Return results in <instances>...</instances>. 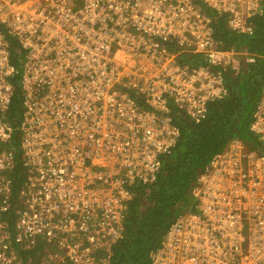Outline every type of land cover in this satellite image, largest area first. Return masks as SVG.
Wrapping results in <instances>:
<instances>
[{
	"label": "built area",
	"instance_id": "obj_1",
	"mask_svg": "<svg viewBox=\"0 0 264 264\" xmlns=\"http://www.w3.org/2000/svg\"><path fill=\"white\" fill-rule=\"evenodd\" d=\"M199 1L206 10L194 0H0L7 76L0 83V142L14 145L4 119L17 68L23 73L20 58L30 54L28 67L22 64L26 111L15 146L23 175L3 174L19 155L0 148V264H16L19 247L34 248L11 244L13 222L19 243L45 236L48 259L41 264L109 263L133 196L126 183L156 181L161 155L180 135L176 111L200 121L207 103L227 92L223 73L238 51L219 43L215 22L251 35L264 12V0ZM17 40L25 51H12ZM40 52L39 70H29ZM191 52L202 55L189 59ZM250 133L259 149L246 150L236 138L213 155L194 188L196 212L169 227L149 264H264V87ZM83 237L104 242L94 251L100 261L83 248Z\"/></svg>",
	"mask_w": 264,
	"mask_h": 264
},
{
	"label": "trees",
	"instance_id": "obj_2",
	"mask_svg": "<svg viewBox=\"0 0 264 264\" xmlns=\"http://www.w3.org/2000/svg\"><path fill=\"white\" fill-rule=\"evenodd\" d=\"M194 1L199 8L206 10L207 5L204 2ZM210 12L213 14V11ZM215 24L216 39L223 42L224 47L231 49L233 46L238 51L223 73V83L227 92L222 98L207 103L206 114L200 121L175 112L174 122L180 128V135L170 152L161 155L156 181L148 184L141 180L126 183L133 197L126 202L122 237L109 247L111 258L108 264H149L150 251L156 249L169 227L175 223V218L184 216L185 213L196 212L200 203L193 186L198 183L200 172L213 155L226 151L236 138H240L246 150L259 149L260 143L251 136L250 125L264 87V12L254 19V33L251 35L228 31L222 19ZM0 28L6 33L2 25ZM8 36L15 41L14 37ZM15 46L16 50H26L19 41ZM177 49L182 51L183 46L177 45ZM247 55H252L254 61L246 62ZM22 75L17 68L13 77L11 108L4 119L13 128L12 142L15 146L20 140L18 122L24 112L26 100V96L22 94L24 91ZM15 107H18L20 117L13 120ZM248 121V124H243ZM16 153L19 160L14 170L10 174L7 171L3 173L13 178L19 174L23 175L20 147ZM146 185H149L150 191L144 190L143 187ZM11 214L10 208L5 214L6 224L11 221ZM8 229L12 245H34L33 249L19 247L22 255L17 256L19 260L16 264H41L48 259V249L43 247L46 242L45 236H36L33 243L29 241L19 243L16 240L18 235L16 224L10 223ZM79 242L80 240L74 239L73 244ZM82 243L84 247H89L94 252L97 247L102 249L104 242L95 244L83 237ZM73 261L67 258L64 264H73Z\"/></svg>",
	"mask_w": 264,
	"mask_h": 264
},
{
	"label": "rangeland",
	"instance_id": "obj_3",
	"mask_svg": "<svg viewBox=\"0 0 264 264\" xmlns=\"http://www.w3.org/2000/svg\"><path fill=\"white\" fill-rule=\"evenodd\" d=\"M0 31L2 32V29L0 28ZM238 41H240V38L238 39ZM17 42H18V40H17ZM16 42V43H17ZM13 50H16V46L14 47L13 46V48H12V51ZM14 52V51H13ZM24 54H29V52H25V53H22V55H23V57L24 58H20V59H25V61H20L19 62V64H20V67L22 68V70H23V76H25L26 75V73H25V71H24V68H23V65L22 64H25L27 67H28V62H26V60L28 59V58H26L25 57V55ZM2 55V54H1ZM30 55V54H29ZM21 56V55H20ZM19 57V56H18ZM19 59V58H18ZM0 60H3L2 59V56L0 57ZM16 60V59H15ZM40 60H43V59H41V58H39V59H37V60H35L32 64H30L29 65V70H33V68H37L38 70H39V64L41 63L40 62ZM44 61V60H43ZM8 62H10L11 64H14V60H12V56H11V58H10V61H8ZM8 65V64H7ZM3 68H5V66L3 67V65H0V83H3L4 81H7V76L5 75V71L3 70ZM17 108L18 107H15L14 108V113H17V114H19L18 113V111H17ZM26 111V108H24V112ZM20 117V116H19ZM249 123V121L248 122H245V123H243V124H248ZM249 137H250V135H249ZM248 137V138H249ZM0 148H3V149H8L9 151H15L16 150V148H15V145H13V144H11V143H9V142H0ZM1 170V169H0ZM1 173L2 172H0V175H1ZM20 183H22V181H19L18 182V184H20ZM149 186V185H148ZM148 186L146 185V186H144L143 188H144V190L145 189H147L146 191H150V189L148 188ZM195 186L196 185H194L193 186V190H194V188H195ZM198 189H199V186H197L196 188H195V191H198ZM19 194H20V192H18ZM133 197V196H132ZM8 207H11L10 206V204L9 203H7L6 204ZM192 213H185L184 214V216H178V217H176L175 218V220H174V222H176L178 219H180V218H183L184 217V219L183 220H185V218L186 217H190V215H191ZM194 214V213H193ZM192 214V215H193ZM17 218H19V213H18V217ZM205 219V218H204ZM169 230V229H168ZM178 230L179 231H182V230H184L183 229V226L181 225V226H179L178 227ZM93 237H94V239H98L99 238V234H96V233H94V235H93ZM99 240H101V238L100 239H98L97 241H99ZM83 248L87 251V252H89V254H90V257H93L94 256V259L96 260V261H100V259H101V253H98L97 255H94V252H92L91 250H90V248L89 247H84L83 246ZM88 264H90V262L88 263Z\"/></svg>",
	"mask_w": 264,
	"mask_h": 264
},
{
	"label": "clouds",
	"instance_id": "obj_4",
	"mask_svg": "<svg viewBox=\"0 0 264 264\" xmlns=\"http://www.w3.org/2000/svg\"><path fill=\"white\" fill-rule=\"evenodd\" d=\"M219 43L222 45V46H224V44H223V42H221V41H219ZM201 55L202 54H200V53H194V52H191V53H189V59H193V58H195V59H198L199 57H201Z\"/></svg>",
	"mask_w": 264,
	"mask_h": 264
},
{
	"label": "bare ground",
	"instance_id": "obj_5",
	"mask_svg": "<svg viewBox=\"0 0 264 264\" xmlns=\"http://www.w3.org/2000/svg\"><path fill=\"white\" fill-rule=\"evenodd\" d=\"M95 14V13H94ZM72 35V34H71ZM49 41V40H48ZM13 51H15V50H13ZM41 53V55H39L38 53V55L39 56H41L42 57V59L43 60H45V54H44V52L42 53V52H40ZM60 64V62L59 61H56V62H54V66H58ZM217 154V153H216ZM215 155V154H214Z\"/></svg>",
	"mask_w": 264,
	"mask_h": 264
}]
</instances>
